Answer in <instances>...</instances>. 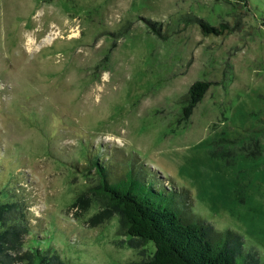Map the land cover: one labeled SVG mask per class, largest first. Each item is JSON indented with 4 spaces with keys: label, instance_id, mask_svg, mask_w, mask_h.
<instances>
[{
    "label": "rangeland",
    "instance_id": "1",
    "mask_svg": "<svg viewBox=\"0 0 264 264\" xmlns=\"http://www.w3.org/2000/svg\"><path fill=\"white\" fill-rule=\"evenodd\" d=\"M97 147L188 190L264 263V0H0V198L19 174L70 264H141L152 244L88 190Z\"/></svg>",
    "mask_w": 264,
    "mask_h": 264
},
{
    "label": "trees",
    "instance_id": "2",
    "mask_svg": "<svg viewBox=\"0 0 264 264\" xmlns=\"http://www.w3.org/2000/svg\"><path fill=\"white\" fill-rule=\"evenodd\" d=\"M201 27L206 32H222L209 24ZM208 86L205 80L191 84L190 106ZM119 151L122 157L116 158L97 147L94 155L88 152L82 168L95 169L97 182L88 190L117 209L119 230L134 241L152 244V255L141 264H264L256 249L244 247L237 231L218 230L195 216L188 190L177 188L150 166L141 163L136 168ZM4 170L7 167L0 166L1 173ZM8 173L10 182L0 198V264H70L62 258L60 245L51 239L48 229L34 222L39 219L30 210L31 194L25 190V180L11 170Z\"/></svg>",
    "mask_w": 264,
    "mask_h": 264
},
{
    "label": "bare ground",
    "instance_id": "3",
    "mask_svg": "<svg viewBox=\"0 0 264 264\" xmlns=\"http://www.w3.org/2000/svg\"><path fill=\"white\" fill-rule=\"evenodd\" d=\"M69 33H70V35H68V37H71V36H75V35H77L78 34V27H70V29H69ZM55 33L57 34V35H59L60 37H62L63 38V36L60 34L61 33V31H57V29H55ZM45 35V34H44ZM31 36V35H30ZM55 35H53L51 32L45 37V38H43V41H49V40H52L53 39V37H54ZM40 40V39H39ZM37 41H38V38H35V37H31V38H28V40H26V42H27V45H28V48H33V46H35V44H37ZM39 44V43H38ZM107 76V75H106ZM103 79H105L104 77H102ZM102 79V80H103ZM93 88H94V86H93ZM97 89V88H96ZM100 90V89H99ZM92 91H93V89H92ZM92 94H94V93H92ZM59 118L58 117H56L55 118V121L56 120H58Z\"/></svg>",
    "mask_w": 264,
    "mask_h": 264
}]
</instances>
